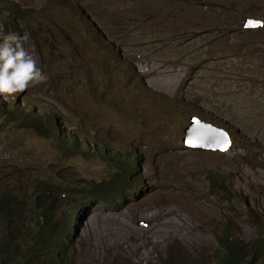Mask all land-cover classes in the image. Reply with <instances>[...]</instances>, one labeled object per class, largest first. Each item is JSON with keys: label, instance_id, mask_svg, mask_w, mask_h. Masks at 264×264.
Returning <instances> with one entry per match:
<instances>
[{"label": "rangeland", "instance_id": "obj_1", "mask_svg": "<svg viewBox=\"0 0 264 264\" xmlns=\"http://www.w3.org/2000/svg\"><path fill=\"white\" fill-rule=\"evenodd\" d=\"M250 17L262 25L244 27ZM8 32L27 36L43 78L0 95V197L23 199L30 218L49 184L72 219L64 264H160L169 247L213 264L227 222L240 239L256 238L264 0H0ZM50 116L66 138L46 136ZM193 116L209 126L192 141L216 148L182 141ZM65 142L90 154H69ZM87 187L106 199L76 212L71 200L86 199Z\"/></svg>", "mask_w": 264, "mask_h": 264}, {"label": "trees", "instance_id": "obj_2", "mask_svg": "<svg viewBox=\"0 0 264 264\" xmlns=\"http://www.w3.org/2000/svg\"><path fill=\"white\" fill-rule=\"evenodd\" d=\"M0 110H5L3 113L6 115L7 109L3 105ZM54 120L55 118L51 117L50 123L44 126L43 131L46 136L55 134L63 139L65 133L60 132L57 135L58 129H52ZM65 144L69 154H90L88 149H84L83 142ZM83 149L86 151L83 152ZM101 150L96 148L91 153L98 152L102 157L110 159L117 155L110 153L108 149ZM129 163L133 165L132 160ZM49 187V184H46L45 188L37 189L33 202L34 214L30 218L27 214L28 205L23 199L14 195L0 197V264H64L63 252L71 233L72 219L61 212V200ZM82 191L86 199L71 200L70 203L76 212L84 201L106 199V196H103L104 188L95 190L87 187ZM114 191L116 197L121 196L123 192L120 187H116ZM256 226V238L253 241H244L227 222L216 236V247L211 254L213 264H264V221H256ZM179 251L172 253L169 247L167 254L161 257L160 264H196L202 260L198 257L188 259L183 247Z\"/></svg>", "mask_w": 264, "mask_h": 264}, {"label": "clouds", "instance_id": "obj_3", "mask_svg": "<svg viewBox=\"0 0 264 264\" xmlns=\"http://www.w3.org/2000/svg\"><path fill=\"white\" fill-rule=\"evenodd\" d=\"M26 39V35L21 36L16 32H8L7 34L0 35V95L11 96L24 92L31 84L34 82H39L43 78L41 69L37 66L36 59L30 55L24 47V41ZM51 117L54 116L49 117V123ZM193 117H191L190 120ZM38 118L42 119V115L39 114ZM199 122L201 123L199 125V130L203 126H209V124H206L200 120ZM215 130L218 131L216 128ZM228 140L226 142H228ZM119 197H122V194Z\"/></svg>", "mask_w": 264, "mask_h": 264}, {"label": "water", "instance_id": "obj_4", "mask_svg": "<svg viewBox=\"0 0 264 264\" xmlns=\"http://www.w3.org/2000/svg\"><path fill=\"white\" fill-rule=\"evenodd\" d=\"M262 23H263V21L261 20V19H259V18H252V17H250V18H245L244 19V21H243V26L244 27H257V26H259V25H262ZM201 123L199 122V120H198V118H196V117H193L192 119H191V122H190V124L187 126V127H185L184 129H183V131H184V133H185V135L182 137V141L186 144V145H190V146H201V147H204V148H216L215 146H209V145H207V144H201V143H194L193 141H192V139H191V135H192V133L193 132H195L196 130V128H197V126H199ZM200 132V130H198V132H196V133H199ZM229 144H230V141L228 140V142H225L224 144H220L219 146H218V148L220 149V150H226L227 148H228V146H229Z\"/></svg>", "mask_w": 264, "mask_h": 264}]
</instances>
